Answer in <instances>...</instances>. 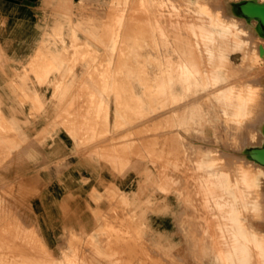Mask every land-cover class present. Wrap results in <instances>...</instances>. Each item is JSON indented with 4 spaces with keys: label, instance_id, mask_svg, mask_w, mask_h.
Here are the masks:
<instances>
[{
    "label": "rangeland",
    "instance_id": "374dc122",
    "mask_svg": "<svg viewBox=\"0 0 264 264\" xmlns=\"http://www.w3.org/2000/svg\"><path fill=\"white\" fill-rule=\"evenodd\" d=\"M245 1L36 0L34 30L0 38V264H225L236 239L218 200L239 193L240 163L264 169L250 156L264 145V35ZM204 2L236 34L211 58ZM250 84L240 114L217 91ZM217 170L230 188L210 182ZM259 179L260 206L240 183L252 214L232 201L264 236Z\"/></svg>",
    "mask_w": 264,
    "mask_h": 264
},
{
    "label": "bare ground",
    "instance_id": "6f19581e",
    "mask_svg": "<svg viewBox=\"0 0 264 264\" xmlns=\"http://www.w3.org/2000/svg\"><path fill=\"white\" fill-rule=\"evenodd\" d=\"M246 1H249V3L248 4H246L247 5V7L250 9V12H248L247 14H245V15H248V16H256L257 17V21H255L256 22V24H255V27L257 28V30L259 31V33L260 34H263L264 35V26H263V24H262V21H261V17L257 14V13H255L254 12V7L252 6L253 4H258V5H263L264 4V1L263 2H261V0H260V2H257V1H255V0H246ZM223 3V2H222ZM244 3V2H243ZM188 4V3H187ZM218 4V3H217ZM222 5V4H221ZM221 5H219V6H221ZM192 7V6H191ZM217 9V8H216ZM223 9H224V7H223ZM237 9H239V5L237 6ZM240 10V9H239ZM195 11H197L198 12V14H199V16H200V19L202 20V23L201 24H199V26L201 27V29H202V31H203V35H202V37L204 38L205 37V39H207V41H209L210 42V44L212 43L213 44V46H211L210 44H209V46H210V48H208L209 46H207V48H208V51H209V55H210V58L211 57H215V53L216 54H218L219 52L221 53V51L222 50H224V49H226V43H224V42H226V41H224L225 39H228L227 38V35H229V33H231V35H234V36H236V34L235 33H232L231 32V30H230V28L231 27H233L232 26V24H230L228 21H226L225 20V18H223L222 16H221V13L219 12V11H215V12H213L214 10H212V8H211V6L207 3V2H204L203 4H201V6H197L196 8H195ZM222 11V10H221ZM223 11H225V10H223ZM225 13V12H224ZM243 13V12H242ZM241 12L239 13L240 15L242 14ZM157 15V14H156ZM225 15V14H224ZM228 15V14H227ZM194 17V16H193ZM190 18V17H189ZM206 18H208V25H211L212 27V29H209V26L207 25V22H206ZM234 18V17H233ZM248 18V17H247ZM157 19V18H156ZM228 19V18H227ZM237 19V18H236ZM239 19V18H238ZM250 19V18H249ZM147 20V19H146ZM229 20V19H228ZM231 20V19H230ZM242 20V19H241ZM256 20V19H255ZM235 21H237V20H235ZM240 21V20H239ZM251 21H253V20H251ZM199 22V21H198ZM254 22V21H253ZM147 23V22H146ZM168 23V22H167ZM194 23V22H193ZM195 23H197V22H195ZM188 24H191V23H188ZM144 26V25H143ZM243 26V25H242ZM145 28V27H144ZM237 28V27H236ZM244 28V27H243ZM245 29V28H244ZM238 30H239V28H238ZM241 30V29H240ZM241 31H243V29L241 30ZM199 32V31H198ZM234 32H237V31H234ZM250 33V32H249ZM248 33V34H249ZM247 34V35H248ZM238 35V34H237ZM242 35H244V34H242ZM262 35V36H263ZM245 36V35H244ZM250 36V35H249ZM188 37V36H187ZM231 37V36H230ZM237 37H240V36H237ZM251 37H252V35H251ZM158 38V37H157ZM243 38V37H242ZM248 38V37H247ZM256 38V37H255ZM255 38H253V39H255ZM264 38V37H263ZM205 39H204V41H205ZM244 39V38H243ZM252 39V38H251ZM230 40V39H229ZM246 40H248V39H246ZM259 40H261V39H259ZM263 40V39H262ZM178 41V40H177ZM197 41V40H196ZM255 41H256V39H255ZM199 42V41H198ZM232 42H233V40H232ZM243 42H245V41H243ZM191 44V43H190ZM195 44V43H194ZM233 44V43H232ZM241 44V40H240V38H239V40L238 41H236L233 45L236 47V46H238V45H240ZM253 44V43H252ZM261 44V43H260ZM259 44V45H260ZM217 46V48H216V50L218 51V53H217V51L215 50V48H214V46ZM190 46V45H189ZM192 46H194L193 44L191 45V47ZM215 46V47H216ZM246 46V45H245ZM251 46V45H250ZM255 45H253V47H254ZM191 47H190V49H191ZM205 47V46H204ZM203 47V48H204ZM252 47V48H253ZM200 48V47H199ZM193 49V48H192ZM261 51H263L264 52V42H263V44L262 45H260V48H259ZM192 51H194V50H192ZM250 51H252L251 50V48H250ZM196 52V51H195ZM207 52V51H206ZM249 52V51H248ZM253 52V51H252ZM120 53V52H119ZM198 53V52H197ZM202 53V52H201ZM204 53V52H203ZM251 52H249V54H250ZM116 54V53H115ZM180 54V53H179ZM194 54V53H193ZM205 54V53H204ZM207 54V53H206ZM222 54V53H221ZM261 54H262V52H261ZM191 55V54H190ZM219 55V54H218ZM216 56V57H219V56ZM194 56V55H193ZM196 56V55H195ZM198 56V55H197ZM201 56V55H200ZM222 56V55H221ZM263 56H264V54H263ZM262 56V57H263ZM192 57V56H191ZM190 57V58H191ZM257 57H259V56H257ZM190 58H189V60H190ZM194 58V57H193ZM192 58V59H193ZM246 58V57H245ZM191 59V60H192ZM260 59V58H259ZM262 59V58H261ZM259 60V61H262V60ZM264 59V58H263ZM190 60V61H191ZM195 60V63H196V60H198V59H194ZM191 62H194V61H191ZM191 62H189L190 64H191ZM179 63V62H178ZM195 63H193L189 68H188V74L189 75H191L192 74V72H200V69H198V67H197V65L195 64ZM197 63H199V60H198V62ZM262 64V63H261ZM188 65V64H187ZM106 66V65H105ZM179 66V65H178ZM104 67V66H103ZM99 68V67H98ZM106 69V68H105ZM181 69H183V68H181ZM180 69V70H181ZM203 69V68H202ZM184 70V69H183ZM201 73V72H200ZM260 73H262V71L260 72ZM178 74V73H177ZM257 75V74H256ZM262 75H264V74H262ZM120 76V75H119ZM182 76V75H181ZM218 76V75H217ZM188 77V76H187ZM186 77V78H187ZM261 77V76H260ZM184 78V77H183ZM191 78H192V76H191ZM180 79V78H179ZM188 79V78H187ZM187 79H185L186 81H187ZM219 79V78H218ZM258 79V78H257ZM262 79H263V77H262ZM122 80V79H121ZM146 80H147V78H146ZM145 80V81H146ZM127 82V81H126ZM204 83V82H203ZM241 83V82H240ZM251 83V82H250ZM125 84V83H124ZM189 84V83H188ZM191 84V83H190ZM242 84V83H241ZM249 84V83H248ZM254 84V83H253ZM260 84V83H259ZM123 85V84H122ZM126 85V84H125ZM235 85H237V84H235ZM245 85V84H244ZM258 85V84H257ZM223 86V85H222ZM232 86H234V85H228V87L227 88H225V86L223 87V88H218L217 89V91H218V93H219V95H220V97L221 98H223V100L225 101V102H231L232 101V104H233V106H234V113H236V114H240L241 112H243V111H246V109L248 110V108L251 106V103L254 101V99L256 98V95H257V89H256V86L255 85H252V84H250L249 86H247V87H245V86H236V88L235 89H232L231 87ZM117 87V86H116ZM261 87V86H260ZM133 88V87H132ZM116 89V88H115ZM123 91V90H122ZM262 91V90H261ZM127 92V91H126ZM215 93H217V92H215ZM259 93H260V91H259ZM123 94V93H122ZM126 98V97H125ZM259 99V98H258ZM115 100V99H114ZM122 100V99H121ZM262 100H263V98H262ZM116 101V100H115ZM119 102V101H118ZM121 103V102H120ZM126 103V102H125ZM137 104V103H136ZM106 105V104H105ZM123 106V105H122ZM134 106V105H133ZM228 112V111H227ZM232 112V111H231ZM230 114H232V113H230ZM200 115V114H199ZM202 115H204V114H202ZM201 116V115H200ZM122 117V116H121ZM197 117V116H196ZM199 117V116H198ZM201 118V117H200ZM204 118V117H203ZM199 119V118H198ZM200 122V121H199ZM107 127V126H106ZM132 130V129H131ZM109 131V130H108ZM112 136V135H111ZM259 147H264V145L263 146H259ZM255 159V158H254ZM257 160V159H256ZM257 161H259V160H257ZM260 162V161H259ZM204 163V162H203ZM202 163V164H203ZM206 163H208V162H206ZM262 163V162H261ZM205 164V163H204ZM212 164V163H211ZM258 166V165H257ZM262 167V166H261ZM222 169V168H221ZM237 169L239 170L238 171V174L237 175H239V176H236V177H238V178H236L235 180V184L237 185V186H239V188L238 187H236L234 184L232 185V186H235L234 188H237V190L239 191V193L238 194H236V193H232V200L233 201H236V200H241V201H243V203H241V201H240V204H239V202H238V204L241 206V204H243V206H245L246 207V209H248V212H249V209L251 208V207H249V205L251 204L250 203V201L249 200H247L248 198V195L250 194H248V190L250 189H248V187H252L253 188V190H257V188H259L258 186H259V178H260V175H261V173H263L264 172V169L263 168H257L256 167V170H253V169H251V167L250 166H247L246 164H244V163H240L239 164V166L237 167ZM223 171H225L224 170V168H223ZM222 170L219 172L218 170L217 171H212V172H210V174H212L210 177L207 175V176H205L206 177V179L209 177L210 178V180H211V177H212V179H215L214 181H216V180H218V184H219V188H221L222 189V187H223V190L224 189H228V188H230L231 187V184H230V182H231V178L229 177V172H228V174L226 173V172H223ZM227 171V170H226ZM231 171V170H230ZM234 172H235V170H234ZM234 172H232V173H234ZM236 173V172H235ZM209 174V173H208ZM230 175H231V173H230ZM235 175V174H234ZM232 178H234L233 176H232ZM208 180V182H209V179H207ZM210 182H212L213 183V181L211 180ZM211 183V184H212ZM240 183H243L244 184V187L245 186H247L246 187V191H247V194L248 195H246L245 193H244V191H243V189H245L244 187H243V189H241L242 188V184H240ZM260 183H262V182H260ZM210 184V186H212ZM216 184V183H215ZM215 184L213 185V186H215ZM212 186V187H213ZM217 187V186H216ZM215 187V188H216ZM254 187H256V189H254ZM245 191V192H246ZM252 191V190H251ZM251 191H249V192H251ZM221 192V191H220ZM223 193H225V192H223ZM219 194V193H218ZM253 194H254V191H253V193H252V198L251 199H253V198H257V197H255V195L253 196ZM225 195V194H224ZM246 195V196H245ZM218 196V195H217ZM220 196L221 195H219V197H217V199H219L220 198ZM230 196V195H229ZM228 196V197H229ZM250 195H249V197H251ZM257 196V195H256ZM222 198H223V196H221ZM224 197H227V196H224ZM227 197V198H228ZM239 197V198H238ZM224 199V198H223ZM226 199V198H225ZM258 199V198H257ZM256 199V201H254V199L252 200V203L256 206V205H258V206H260L259 205V201ZM221 200V199H220ZM229 200H231V199H227V200H222V201H219L218 200V203L220 204V206L222 207V206H224V207H229L228 209V212L226 213V215H227V218L228 219H230V224L232 225V227H233V232H234V236H235V239H236V244H235V246L233 247V250H234V253L231 255L230 254V252H226V251H223L222 253H221V258H222V260H223V262L226 264H264V236H259V235H257L256 233H253V232H251L250 230H248L247 229V227L243 224V222L241 221V217H240V206H239V208L237 207V205H236V202H233L232 200V202H231V204H230V202H228ZM249 201V202H248ZM258 201V202H257ZM247 202H248V204H247ZM258 204H257V203ZM253 204H251V206L253 205ZM236 205V206H235ZM249 208H248V207ZM245 207H243V208H245ZM241 208H242V206H241ZM242 208V209H243ZM253 208V207H252ZM260 208V207H259ZM226 209V208H225ZM245 209V210H246ZM227 210V209H226ZM226 210H224V211H226ZM244 210V209H243ZM257 210L258 209H256V210H253V212L255 213V211L257 212ZM223 211V212H224ZM252 211V210H251ZM251 211L249 212V214L251 213ZM241 212H242V210H241ZM247 211L245 212V214L246 213H248ZM260 212V211H259ZM252 214V213H251ZM256 214V213H255ZM254 215V214H253ZM245 217H247V216H245ZM251 217V216H250ZM218 218V217H217ZM254 218V217H253ZM229 222V221H228ZM223 223V222H222ZM248 224V223H247ZM248 226H250V225H248ZM228 229V228H227ZM227 231V230H226ZM229 231V230H228ZM260 232H261V230H259ZM258 231V233H260ZM221 232V231H220ZM138 234V233H137ZM262 234V233H261ZM264 235V234H263ZM230 236V235H229ZM232 236V235H231ZM131 238V237H130ZM228 239V238H227ZM231 239V238H230ZM128 240V239H127ZM131 240H133V239H131ZM136 241V240H135ZM227 242V241H226ZM131 243V242H130ZM133 243H135V242H132V244ZM139 243V242H138ZM222 244V243H221ZM229 244V243H228ZM138 245V244H137ZM229 246V245H228ZM139 247V246H138ZM137 246H136V248H138ZM211 247V246H210ZM139 249H141V248H139ZM209 251V250H208ZM208 251H206V252H208ZM229 251V250H228ZM216 252V251H215ZM141 253V252H140ZM210 253V252H209ZM138 255H139V252H138ZM142 255V254H141ZM141 255H139L142 259L143 258H145V256L144 257H142ZM146 255V254H145ZM136 256H137V253H136ZM209 256V255H208ZM138 257V256H137ZM147 258V257H146ZM145 258V259H146ZM152 258V257H151ZM154 258V257H153ZM156 259V258H155ZM138 260H139V258H138ZM147 260V259H146ZM149 260V259H148ZM154 261V260H153ZM143 262V261H142ZM150 262V261H149ZM147 263H148V261H147ZM146 264V263H145ZM155 264V263H154Z\"/></svg>",
    "mask_w": 264,
    "mask_h": 264
},
{
    "label": "crops",
    "instance_id": "0c3cea01",
    "mask_svg": "<svg viewBox=\"0 0 264 264\" xmlns=\"http://www.w3.org/2000/svg\"><path fill=\"white\" fill-rule=\"evenodd\" d=\"M35 2L36 0H0V18L5 21L0 26V38L22 39L34 30V24L41 22V17L35 18L34 22V15L39 14ZM0 44L7 43L0 41Z\"/></svg>",
    "mask_w": 264,
    "mask_h": 264
},
{
    "label": "water",
    "instance_id": "95a60500",
    "mask_svg": "<svg viewBox=\"0 0 264 264\" xmlns=\"http://www.w3.org/2000/svg\"><path fill=\"white\" fill-rule=\"evenodd\" d=\"M248 3L249 1H245L244 3H241L239 5L240 11L243 12L244 14L250 12V9L246 5ZM252 6L255 8L254 12L261 17V21L264 26V4L263 5L253 4ZM250 156L264 163V147H253L250 150Z\"/></svg>",
    "mask_w": 264,
    "mask_h": 264
}]
</instances>
